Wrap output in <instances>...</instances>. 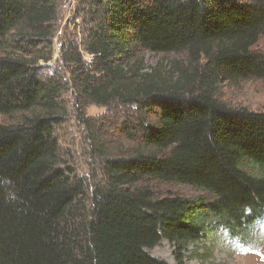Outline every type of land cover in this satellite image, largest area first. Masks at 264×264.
Here are the masks:
<instances>
[{
	"label": "trees",
	"instance_id": "16d2710c",
	"mask_svg": "<svg viewBox=\"0 0 264 264\" xmlns=\"http://www.w3.org/2000/svg\"><path fill=\"white\" fill-rule=\"evenodd\" d=\"M75 1L93 61L64 55L74 87L102 106L135 104L123 109L134 122L120 133L141 149L110 157L116 129L93 123L94 153L105 160L88 194L58 137L67 84L38 65L52 59L60 0H0V116L19 117L0 124V180L11 178L17 193L6 199L0 184V264H167L148 253L163 241L183 264L213 228L243 234L264 216V111L211 93L219 79L264 81V0ZM142 53H185L189 67L175 82L140 75ZM153 183L197 195L157 196Z\"/></svg>",
	"mask_w": 264,
	"mask_h": 264
},
{
	"label": "rangeland",
	"instance_id": "374dc122",
	"mask_svg": "<svg viewBox=\"0 0 264 264\" xmlns=\"http://www.w3.org/2000/svg\"><path fill=\"white\" fill-rule=\"evenodd\" d=\"M75 0H60L58 17L54 25L53 37L50 41V53L52 59L49 62L40 61L43 73L46 75L58 73L67 84L65 95L67 103V121L64 126L59 128L58 137L61 141L64 151L66 152V161L74 167L76 174L85 182L90 194L95 189V183L101 179V167L104 163V156L94 153L93 143L91 140V129L93 123L99 127L100 122L107 121L115 127L114 134H107V153L110 157L116 153L122 152V155L129 156L138 151L140 143L137 139L128 140L121 136L125 128L130 127L134 122L123 109L134 110V105H122L112 103L109 106H102L93 103L91 100L80 96V92L74 87L72 81L71 67L66 63L64 55L71 51H77L82 57L83 62L90 67L93 58L87 55L82 47L85 40V25L75 14ZM258 49L264 52V36L261 38ZM143 58V66L136 69L141 70L140 75L149 76L158 74L166 81L175 82L178 78V68L182 66L189 67V58L185 53H173L169 55H155L151 53H142L139 55ZM200 60V64H203ZM182 64V65H179ZM95 75L94 70L89 71ZM96 76V75H95ZM199 87V86H198ZM195 88L196 94L200 93L199 88ZM216 90L211 93L214 99L226 104L232 108H246L250 111H264V81L253 82H235L233 85L227 82L217 81L213 86ZM148 116L153 122V112ZM143 118V115H141ZM19 120L14 118L0 116V124H9ZM92 122V123H90ZM118 132V134H116ZM157 196H167L169 193L185 197L196 196L197 193L187 187H175L167 184L153 183L150 185ZM89 201V200H88ZM247 230V229H246ZM245 230V231H246ZM223 229L210 231L209 236L203 242L190 246L183 254V264H245V260L252 261L253 264H260V258L257 256H236L227 251V245L224 243ZM148 253L167 264H178L175 256V248L170 243L163 241L158 247L148 250ZM242 259V260H241Z\"/></svg>",
	"mask_w": 264,
	"mask_h": 264
},
{
	"label": "clouds",
	"instance_id": "9594fccd",
	"mask_svg": "<svg viewBox=\"0 0 264 264\" xmlns=\"http://www.w3.org/2000/svg\"><path fill=\"white\" fill-rule=\"evenodd\" d=\"M0 184L8 185L6 199L15 200L17 198L11 178L4 177L0 180ZM247 212L248 215L252 214L250 209ZM222 235L227 251L236 256H257L260 258V264H264V216H256L243 234H234L230 229L225 228Z\"/></svg>",
	"mask_w": 264,
	"mask_h": 264
},
{
	"label": "bare ground",
	"instance_id": "6f19581e",
	"mask_svg": "<svg viewBox=\"0 0 264 264\" xmlns=\"http://www.w3.org/2000/svg\"><path fill=\"white\" fill-rule=\"evenodd\" d=\"M244 262H245V264H253L252 261H249V260H245Z\"/></svg>",
	"mask_w": 264,
	"mask_h": 264
}]
</instances>
